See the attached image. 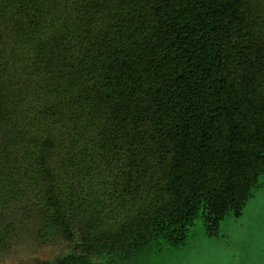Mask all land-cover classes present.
<instances>
[{
  "label": "trees",
  "instance_id": "trees-1",
  "mask_svg": "<svg viewBox=\"0 0 264 264\" xmlns=\"http://www.w3.org/2000/svg\"><path fill=\"white\" fill-rule=\"evenodd\" d=\"M263 175L264 0H0V261L122 264Z\"/></svg>",
  "mask_w": 264,
  "mask_h": 264
},
{
  "label": "rangeland",
  "instance_id": "rangeland-1",
  "mask_svg": "<svg viewBox=\"0 0 264 264\" xmlns=\"http://www.w3.org/2000/svg\"><path fill=\"white\" fill-rule=\"evenodd\" d=\"M59 246L13 248L0 264L52 259ZM122 264H264V175L238 216L227 215L213 233L196 218L180 244H150Z\"/></svg>",
  "mask_w": 264,
  "mask_h": 264
}]
</instances>
